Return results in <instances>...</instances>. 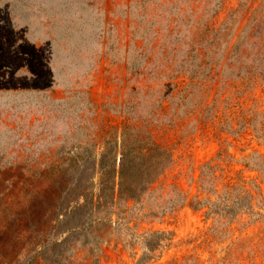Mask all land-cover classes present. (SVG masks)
<instances>
[{"label": "rangeland", "instance_id": "obj_1", "mask_svg": "<svg viewBox=\"0 0 264 264\" xmlns=\"http://www.w3.org/2000/svg\"><path fill=\"white\" fill-rule=\"evenodd\" d=\"M219 1L0 0V264L7 251H18L21 260L30 243L22 238L27 233L35 235L36 221L27 210L34 205L29 190L35 186L37 171L55 162L65 166L70 157L91 165V158L97 160L107 137L115 150L118 135L108 134L120 123L119 109L128 98L127 104H134L142 118L154 116L149 118L154 121L158 140L176 146L181 136L187 139L175 153L184 147L192 153L195 177L197 166L214 157L221 146L234 155L236 168H242L244 156L255 149L264 155V140L255 137L250 128L239 127L238 120L228 119L240 128L238 133L226 129L219 132L221 118L231 110L234 118L239 114V106L228 105L224 97L208 113L218 116L213 117L207 135L194 121L188 122L184 132L159 123L164 116H158V99L168 82L166 76L170 70L182 67L183 58L191 57V37L198 26L209 23L219 31L214 36L216 56L233 49L238 39L235 57L250 62L258 52L259 36L250 34L249 27L243 28L250 17L257 16L250 23L264 17V0H223L220 5ZM230 72L226 69L222 75L228 82L237 69ZM207 74L201 72V80ZM250 105L248 102L243 106ZM256 118L259 120L260 115ZM188 167L180 163L173 173L185 172ZM176 175L190 193L196 191V184L191 185L187 176ZM160 193L148 192L146 204L156 205ZM254 209L263 215L247 224L250 217L243 214L232 226L239 227L235 231L239 237L236 245L240 243L246 249L242 254L264 264V209L256 205ZM127 213L132 214L129 224L133 227L136 222V231L132 233L123 224L112 229L113 223L103 229L100 264H135L130 249L121 242L131 240L134 250L140 253L143 238L139 233L148 228L167 230L172 235L160 250L161 257L148 264H181L212 224L203 209L188 205L148 219L140 218L141 213L135 209ZM225 243L212 244L216 256L222 254ZM200 254L202 258L210 256L208 248Z\"/></svg>", "mask_w": 264, "mask_h": 264}, {"label": "trees", "instance_id": "obj_2", "mask_svg": "<svg viewBox=\"0 0 264 264\" xmlns=\"http://www.w3.org/2000/svg\"><path fill=\"white\" fill-rule=\"evenodd\" d=\"M222 2L220 0L219 5ZM253 18L257 16L250 17L243 28L246 30L249 27L250 34L255 32L259 36L256 41L259 43L258 52L250 62L234 56L240 45L239 39L229 52L216 56L213 50L216 42L214 36L219 31L209 23L194 30L191 37L194 44L189 50L192 51L191 57L183 58L182 67L170 70L166 76L168 82L158 99V116H164L159 123L184 132L188 122L194 121L202 125L207 135L215 121L213 117L218 116H209L208 113L215 102L224 97L228 105L239 106V114L238 118H234L231 110L221 118L219 132L226 129L230 133H238L240 128L229 121L236 119L239 127L250 128L255 137L264 140V17L250 23ZM229 43L226 45L229 46ZM226 69H231L230 73L237 69L236 76L230 74L229 82L227 77L222 78ZM206 71L207 76L201 80L203 76L200 73ZM128 102L129 98L124 105L121 104L120 123L113 126L115 128L108 134L118 135V149L114 150L111 139L107 137L97 160L91 158V165H83L81 158L70 157L65 166L55 162L37 171L35 186L29 190L34 205L32 208L29 205L27 210L36 221L35 235L27 233L22 238L30 243L21 260L18 251H7L2 264H100V233L103 229L113 223L112 229L123 224L132 233L136 231V222L130 227L133 218L130 216L132 214L127 213L128 210H138L140 218L148 219L163 216L185 205L203 209V215L206 219H212V224L206 237L193 251L184 255L181 264H203L206 261L208 264H261L242 254L246 249L239 246L240 243L236 245L239 237L235 231L239 227L232 224L243 214L250 217L247 224L263 215L254 206L264 209V155L255 149L250 156H244L243 167L236 168L234 155L221 146L214 157L197 166L199 173L195 177L192 153L187 152L185 147L175 153L176 147L184 145L187 139L181 136L176 146H167L158 140L154 132V121L149 118L154 116L142 118L134 104L129 106ZM248 102L251 105L244 107ZM258 114L260 119L256 120ZM213 131L215 134L216 130ZM222 143H225L224 139ZM180 163L189 167L185 172L174 174L173 170ZM246 170L255 174H246ZM176 174L187 176L191 185L196 184V191L190 193L176 180ZM169 178L171 181L167 182ZM156 190L161 192V198L156 205H147L146 194ZM129 200H132V204H129ZM24 204L26 201L22 207ZM18 209L16 212H19ZM63 232L66 234L61 236ZM139 236L143 238L140 253L134 250L131 240L121 242L125 249H130L135 264H148L159 259L160 250L172 239L171 232L163 229L148 228ZM245 239L250 240L248 236ZM218 242L225 245L222 254L216 256V250L211 246ZM77 243L79 247L75 245ZM206 248L210 256L202 258L200 253Z\"/></svg>", "mask_w": 264, "mask_h": 264}]
</instances>
